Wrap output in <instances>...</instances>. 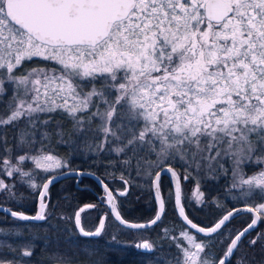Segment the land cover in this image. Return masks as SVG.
<instances>
[{
  "label": "snow or ice",
  "instance_id": "snow-or-ice-1",
  "mask_svg": "<svg viewBox=\"0 0 264 264\" xmlns=\"http://www.w3.org/2000/svg\"><path fill=\"white\" fill-rule=\"evenodd\" d=\"M29 63L35 66L26 67ZM0 103L5 109L0 115V171L7 177L18 174L39 199L35 215L0 206L18 220L46 221L51 215L45 214L48 189L57 177L45 176L38 184L34 173L67 167L65 160L45 151L44 142L54 136L64 142L61 122L52 127L57 114L71 121L74 132L99 135L89 150L115 153L125 168L150 180L158 210L146 223L124 219L118 201L100 181L119 225L139 230L161 221L166 210L161 174L175 178L167 199L174 200L188 226L179 233L187 244L163 229L179 254L168 260L157 257L155 264H233L241 237L264 214V203L248 207L255 218L234 237L229 232L230 242L216 258L213 234L240 209L211 227L194 223L182 203L181 174L171 167L176 161L185 165L184 180L191 174L188 168L209 175L230 171L231 188L240 189L242 198L264 199V0H0ZM8 126L15 130V152L3 132ZM29 161L34 167L25 170ZM245 165L259 170L248 175ZM120 179L128 185L123 174ZM15 187L0 179V192L10 198H15ZM126 193L127 187L119 195ZM194 195L198 201L203 196L198 186ZM82 211L74 216L78 233L99 237L108 214L88 231L81 226ZM197 233L208 239L198 240ZM259 239L258 234L249 244ZM68 243L80 252L69 256L57 244L48 264H80L76 256L91 257L87 244L71 237ZM4 247L16 251L0 242V251ZM134 247L155 251L148 241ZM34 248L33 243L22 245L19 258L0 259V264H31L24 258H31Z\"/></svg>",
  "mask_w": 264,
  "mask_h": 264
},
{
  "label": "trees",
  "instance_id": "trees-1",
  "mask_svg": "<svg viewBox=\"0 0 264 264\" xmlns=\"http://www.w3.org/2000/svg\"><path fill=\"white\" fill-rule=\"evenodd\" d=\"M34 63H29L26 67H33ZM9 96L4 97L7 100ZM4 104L0 103V115L4 114ZM59 120L64 129L63 141L59 137H53L51 142L45 141V151L51 152L67 162V167L55 169L52 172L44 173L37 170L35 175L36 183H42L45 176H52L63 173L66 170L91 171L97 174L111 188L114 197L118 201L119 210L124 219L134 222L149 221L157 213L158 206L153 196V190L150 188V180L145 176L137 175L134 168H125L121 163L122 157L115 153H108L107 150L97 154L89 150V144H95L99 140L98 134L76 133L72 130L71 121L65 119L59 114L54 116L52 127L55 128V121ZM94 122V126H95ZM3 132L7 136L8 146L15 152L14 135L15 130L8 126ZM39 140V134L37 135ZM22 154V153H21ZM3 155V149L0 147V156ZM177 172L181 174L183 204L187 215L197 224L203 227H211L228 211L242 205H251L253 208L264 203V199L259 196L245 201H241V190H235L230 187L229 175L213 173L209 178L199 179L192 173L187 180L183 179L185 169L180 163L173 162L172 165ZM34 165L29 161L25 164V170H30ZM225 167H229L225 164ZM247 174L257 171L253 165L245 166ZM259 170V167H258ZM123 174L128 181L125 186L120 179ZM0 179H4L7 184H15L13 189L15 198H10L7 192H0V206H6L17 212H24L34 215L38 203V196L35 191L22 183L19 175L7 177L3 171H0ZM199 184L202 192L205 194L203 202L197 204L191 200L194 187ZM161 193L166 199V210L163 219L152 229L136 231L128 230L113 220L110 210L107 207V198L105 190L89 176L80 178H67L64 181L54 183L49 188L48 208L46 221L27 222L19 221L8 217L5 213H0V242L5 245H12L16 251L10 252L7 247L0 251V259L13 260L19 258L21 246L33 243L35 245L33 256L24 258L25 261L31 260V264H48L47 257L53 251H56V245L59 244L61 253H79L80 249L73 248L68 243V238L78 240L81 244H87L93 253L91 257L80 254L75 257L80 264H94L100 261V264H155L157 257L165 260L171 259L172 254H179L176 243L169 237L164 236L163 229L170 230V236L178 237L179 231L185 229L182 221L176 212L174 200L167 199V195L173 191V185L168 177L161 178ZM127 187L126 195H119ZM87 205H95L93 208ZM84 209L80 213L81 226L88 231H93L98 226L100 219L108 214L105 230L99 237H83L78 233L75 225L74 216L77 211ZM253 215L242 214L228 222L227 226L218 232L216 243L212 247V252L216 258H219L225 252L231 237H234L240 230L247 227ZM190 232H192L189 229ZM20 232L22 235H15ZM194 233V232H192ZM222 233V234H221ZM261 239L257 240L255 245H250L249 241L257 235ZM113 235L116 237L112 239ZM34 238V239H33ZM148 240L155 246L154 252L134 247L135 244ZM198 240H207L208 237L197 234ZM222 241V243H221ZM51 245V247H49ZM243 260V264H264V214H261L260 225L250 232L239 245V251H236L233 257V264L236 261Z\"/></svg>",
  "mask_w": 264,
  "mask_h": 264
},
{
  "label": "water",
  "instance_id": "water-1",
  "mask_svg": "<svg viewBox=\"0 0 264 264\" xmlns=\"http://www.w3.org/2000/svg\"><path fill=\"white\" fill-rule=\"evenodd\" d=\"M176 172H177V170H176V168L175 167H173V166H171ZM80 172H86V173H93V172H91V171H83V170H75V171H73V170H66V171H64L63 173H59V174H56L55 176L57 177L54 181H53V183L52 184H50L49 185V188L52 186V185H54V183H58V182H61V181H64V179H67V178H71V177H76V178H80V177H86V176H89V177H92L98 184H99V186L100 187H102L103 189H104V187H103V185L100 183V181H103L102 180V178L101 177H99L97 174H94V175H79V173ZM178 173V172H177ZM164 176H166V177H168L169 179H170V181H171V184L173 185V191H174V189H175V178H173L170 174H168V173H162L161 174V178L162 177H164ZM161 178H160V182H161ZM104 182V181H103ZM180 183H181V180H180ZM104 184H106L105 182H104ZM108 186V185H107ZM181 186H182V184H181ZM108 189L109 190H111V188L108 186ZM160 189H161V185H160ZM105 190V189H104ZM111 192H112V190H111ZM48 193H49V189H48ZM112 194H113V192H112ZM162 194V193H161ZM113 196H114V194H113ZM153 196L155 197V194H154V192H153ZM163 196V195H162ZM106 198H107V193H106ZM156 200V199H155ZM156 203H157V206H158V202L156 201ZM182 203H183V194H182ZM107 204V207H108V209H110V205L108 204V203H106ZM4 209H9L8 207H6V206H3V205H1ZM248 207H252V206H247V205H242V206H238L237 208H234V209H240V211L239 212H233V216L232 217H230V219H229V221H231L232 219H234V218H236V217H238L239 215H242V214H249V213H251L252 215H253V219L255 218V216H256V213H254V212H249L248 210H247V208ZM38 209H39V199H38V203H37V207H36V210H35V214L38 212ZM234 209H232V210H230V211H233ZM12 211H14V210H12ZM186 211V210H185ZM5 213L8 217H10V218H14V217H12L8 212H6V211H0V213ZM176 212H177V210H176ZM229 212V211H228ZM26 215H29V214H27V213H25ZM34 214V215H35ZM164 214V213H163ZM187 214V213H186ZM177 215H178V212H177ZM179 216V215H178ZM189 217V216H188ZM179 218H180V220L182 221V223L184 224V226H187L186 225V223L183 221V219L179 216ZM190 218V217H189ZM14 219H16V220H18L17 218H14ZM162 219H163V215H162ZM161 219V220H162ZM191 219V218H190ZM252 219V220H253ZM192 220V219H191ZM251 220V221H252ZM19 221H21V220H19ZM193 221V220H192ZM229 221H227L226 223H225V225L224 226H222V228L220 229V230H222L224 227H226L227 226V224H228V222ZM21 222H23V221H21ZM27 222H38V221H27ZM131 222H134V221H131ZM146 222H148V221H142V222H136V223H146ZM161 221H159V222H157V224L158 223H160ZM194 222V221H193ZM118 223V222H117ZM195 223V222H194ZM251 223V222H250ZM249 223V224H250ZM119 224V223H118ZM157 224H155V225H151L150 227H147V228H144V229H139V230H137V229H132V230H136V231H142V230H148V229H152L154 226H156ZM197 224V223H196ZM199 225V224H198ZM260 225V220H258V222H257V224L254 226V228L253 229H250L249 230V232L248 233H245V235L243 236V237H241V240L238 242V248H239V245H240V243L247 237V236H249L250 235V232H252L254 229H256L258 226ZM122 226V225H121ZM200 226V225H199ZM123 228H125V229H128V228H126V227H124V226H122ZM188 227V226H187ZM201 227H203V226H201ZM246 228V227H245ZM245 228H243L242 230H240V231H243ZM189 229H190V227H189ZM128 230H131V229H128ZM192 232H194V233H196V230H194V229H190ZM220 230H218V232L220 231ZM198 235H200V236H205V237H207L205 234H202V233H197ZM213 235H216V234H213ZM235 252H236V250H234V254H235ZM225 264H228V262L226 261L225 262Z\"/></svg>",
  "mask_w": 264,
  "mask_h": 264
},
{
  "label": "rangeland",
  "instance_id": "rangeland-1",
  "mask_svg": "<svg viewBox=\"0 0 264 264\" xmlns=\"http://www.w3.org/2000/svg\"><path fill=\"white\" fill-rule=\"evenodd\" d=\"M5 88H11V85L10 84H8V83H5ZM11 95V92L9 91L6 95H5V97H7V96H10ZM81 134V133H80ZM178 163H180L181 165H183L181 162H179V161H177ZM67 163V162H66ZM245 166H247V165H245ZM245 166H244V171L246 172V170H245ZM253 166H255L256 167V170H258V167L259 166H257V165H253ZM183 167H184V169H186V166L185 165H183ZM187 172H189V173H192L195 177H197V180H199L200 178L201 179H206V178H209L211 175H209L207 172H205V171H201V172H199V173H197L195 170H193V169H191V168H188L187 169ZM248 175H251V173L250 174H248ZM231 183H230V187H231V184H232V177H231V172H230V180H229ZM197 186L199 187V193H203L202 192V190H201V187H200V185L199 184H197L195 187H194V190H193V192H192V195H191V200H193L194 202H196L197 204H201L202 202H203V198H204V193H203V196L200 198V200L198 201L197 200V198H196V196L194 195V193L196 192V189H197ZM233 189V188H232ZM235 190H240V189H235ZM241 201H245V199L244 198H242L241 199ZM247 206H249V205H247ZM251 206V205H250ZM110 210V209H109ZM107 220V219H106ZM106 220H105V225H106ZM181 231V230H180ZM180 231H179V233H180ZM178 240H179V242L180 243H183V244H187V241L186 240H184L183 238H180L179 237V234H178ZM142 241H148V240H142ZM149 242V241H148ZM140 243V242H139ZM151 243V242H150ZM178 252H179V250H178ZM176 255H177V253H176Z\"/></svg>",
  "mask_w": 264,
  "mask_h": 264
}]
</instances>
